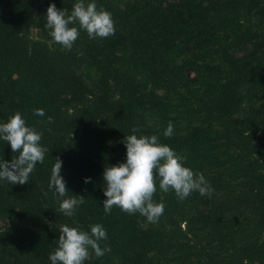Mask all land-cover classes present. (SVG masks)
<instances>
[{
    "label": "trees",
    "instance_id": "16d2710c",
    "mask_svg": "<svg viewBox=\"0 0 264 264\" xmlns=\"http://www.w3.org/2000/svg\"><path fill=\"white\" fill-rule=\"evenodd\" d=\"M40 2L0 0V124L19 112L47 149L28 183L0 180V264H51L62 226L95 224L105 254L90 249L84 264H264V0H85L111 13L115 35L80 30L70 50L46 14L53 3L70 14L77 0ZM132 134L157 136L211 197L181 201L157 179V223L106 214L103 174L126 162ZM17 156L0 140L3 160ZM57 157L69 191L59 199ZM73 195L85 203L65 216L59 205Z\"/></svg>",
    "mask_w": 264,
    "mask_h": 264
},
{
    "label": "clouds",
    "instance_id": "9594fccd",
    "mask_svg": "<svg viewBox=\"0 0 264 264\" xmlns=\"http://www.w3.org/2000/svg\"><path fill=\"white\" fill-rule=\"evenodd\" d=\"M78 27L74 26L77 25ZM46 27L54 41L70 50L80 35L86 31L91 39L108 38L115 35V23L111 13L97 9L94 2L85 4V0H77L69 14L66 9H57L50 4L47 8ZM34 114L44 116L43 109H35ZM53 121L48 117V122ZM138 131L133 129V133ZM174 128L170 122L164 132L171 137ZM42 133L26 126L25 119L17 112L8 122L0 124V140L9 142L12 152L18 156L10 162L0 157V180L11 185H24L29 182L30 175L37 164H43L47 149L40 144ZM126 162L118 166L105 168L103 180L106 185L103 208L110 214L113 207H118L128 214L139 213L150 223H157L164 213V205L153 200L159 189L163 192L172 190L177 198L183 201L193 192L201 196L211 197L214 189L202 173L184 166L183 158L168 145L158 142L157 136H140L135 134L125 137ZM62 161L55 159L51 170L49 188L54 189L57 198H63L69 192L66 181L61 176ZM90 178H85V183ZM85 203V197L73 195L63 199L59 205L65 216H72L76 209ZM107 233L100 224L91 226L90 233L77 227L62 226L58 238V247L50 254L51 264H84L89 258L91 249L97 258L105 251L100 241L106 240Z\"/></svg>",
    "mask_w": 264,
    "mask_h": 264
},
{
    "label": "rangeland",
    "instance_id": "374dc122",
    "mask_svg": "<svg viewBox=\"0 0 264 264\" xmlns=\"http://www.w3.org/2000/svg\"><path fill=\"white\" fill-rule=\"evenodd\" d=\"M37 2H38L37 5H40V3H41L40 0H37ZM126 57H127V55H126ZM126 57H125V58H126ZM120 163H124V162L122 161V162H120Z\"/></svg>",
    "mask_w": 264,
    "mask_h": 264
}]
</instances>
